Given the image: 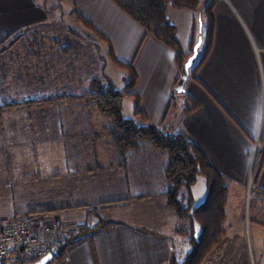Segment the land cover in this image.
I'll return each mask as SVG.
<instances>
[{
  "label": "crops",
  "instance_id": "crops-1",
  "mask_svg": "<svg viewBox=\"0 0 264 264\" xmlns=\"http://www.w3.org/2000/svg\"><path fill=\"white\" fill-rule=\"evenodd\" d=\"M68 2L73 12L105 37L115 58L132 67L136 75L132 93L139 98L149 122L171 133L181 132L222 174L228 191L226 222L232 193L238 192L243 206V194L254 174L256 148L264 140V0H218L212 11L209 54L195 81L189 77L180 94L175 92L180 70L171 49L147 34L111 0ZM50 15L51 10L39 0H0V55L12 51L18 58L9 61V67L21 68L14 80L19 89L0 95V105L36 94L79 96L87 90L90 76L86 73L74 75L68 84L76 85L70 88L62 79L57 81L39 67L31 71L28 66L32 64L28 49L34 47L32 41L21 42ZM168 16L184 52L190 51L194 35L202 41L203 28L196 23L194 12L168 8ZM56 44L63 52L65 47ZM43 48L40 44L33 56L41 58ZM0 68L6 64L0 63ZM172 98L177 102L175 111L171 110ZM186 98L192 99L197 109L182 115ZM73 103L64 100L0 111V222L30 214L41 223L59 222L71 230L87 222L83 209L71 207L141 195L163 199L166 155L145 142L120 150L105 132L108 120L81 101ZM135 164L142 173L138 179L132 170ZM100 178L104 189L97 184ZM197 182L191 187L193 206L205 197L204 192L197 202ZM255 187L264 192V165ZM258 197L264 198V194ZM159 205L151 226L143 220L112 224L69 248L62 260L49 264H171L168 235L157 226L173 227L179 219L164 203ZM160 214L166 216L164 220Z\"/></svg>",
  "mask_w": 264,
  "mask_h": 264
},
{
  "label": "trees",
  "instance_id": "trees-1",
  "mask_svg": "<svg viewBox=\"0 0 264 264\" xmlns=\"http://www.w3.org/2000/svg\"><path fill=\"white\" fill-rule=\"evenodd\" d=\"M127 16L140 25L147 34L171 49L176 58V63L181 71L183 63L192 53V48L198 40L195 35L190 41V51L184 52L177 38V29L171 23L168 16V8L187 9L196 14V23L203 28L202 41L200 45L201 53L193 63L189 72V77H194L205 58L209 54L213 36V16L212 11L218 0H111ZM79 22L83 23L86 29L100 38L107 41L105 37L94 26L83 18L79 13H75ZM195 23V28H196ZM108 44V41H107ZM100 55V54H99ZM110 61L114 66L123 72L129 79L123 86L129 90L127 96L134 98L132 116L123 118L122 98L124 95L115 88L112 80L106 74H100L88 78L87 90L77 96L74 94H61L60 96L34 95L25 97L22 101H6L0 105V111L17 108H38L52 105L60 101H81L85 106L95 109L97 114L108 120L109 137L115 142L120 150H130L136 148L140 142L149 144L152 148L164 153L167 163L164 170L167 190L164 193L166 205L177 218L188 220L190 223L189 251L181 262L171 259V264H201L206 255L214 246L219 244L225 236L223 224L226 219L225 206L227 203V187L222 174L209 162L207 157L200 151L197 145L185 137L181 132L171 133L148 121L147 116L141 109L139 99L132 94L136 82V75L130 65L118 61L112 50L109 51ZM104 66V59L102 58ZM128 81V82H127ZM190 98V97H187ZM186 98V99H187ZM187 104L191 106L186 110V114L197 109V104L192 99H187ZM185 114V115H186ZM259 158V168L252 177L253 198H259L264 192L256 188V179L264 165V140L260 141L257 149L256 161ZM201 176L205 185V197L197 206H193L191 187ZM264 200V198H259ZM258 199V200H259ZM257 201V200H256ZM91 206V205H90ZM98 210L95 205L90 207ZM88 211L87 213H89ZM90 214V213H89ZM98 222L93 225H79L70 231L68 238L58 247L53 261L62 260L67 250L81 241L91 239L100 232L109 219L103 220L97 217Z\"/></svg>",
  "mask_w": 264,
  "mask_h": 264
},
{
  "label": "rangeland",
  "instance_id": "rangeland-1",
  "mask_svg": "<svg viewBox=\"0 0 264 264\" xmlns=\"http://www.w3.org/2000/svg\"><path fill=\"white\" fill-rule=\"evenodd\" d=\"M39 1H41L48 10H51L52 15L49 16L44 24L36 26L38 28L37 31L31 32L29 36L26 35L21 42V45H25L26 43H30L29 41H32L34 47L28 49L30 52V63H32L28 65L30 70L35 71V68L39 67V71H44L47 75L52 76L53 79H57V81L62 79V83L66 84V86H70V88H73L76 85V82L68 84L69 81H73L74 75L81 77V74L85 75L86 73V77H91V75L98 76L99 73L106 74L112 78L117 88L121 87L118 88V90L124 95L122 98L123 118L131 116L135 101L133 97L127 96L129 90H125L123 87L126 80L129 79V76L126 77L125 80L123 72L116 68L113 62L108 59L109 51L111 50L109 43L107 44V41L105 42L103 39L100 40L98 36L92 33L89 29H86L83 23L79 22L78 18L73 14L71 2H68L69 0ZM56 42L65 47L62 49L64 50L63 52H60V46L57 48L53 45L56 44ZM40 44L44 47V50L40 51L41 58L36 55L33 56L32 54L34 50L39 49ZM49 45H52L51 47L53 48H48ZM22 51L24 50L22 49ZM12 54V51H6L0 55V63L4 62L6 64V68H0V95L2 97H5L4 95L9 91L12 92L20 87L19 84L14 82V80L17 79L21 68L16 70L15 67H9L11 64L8 63L13 59L17 60L18 58ZM102 58L104 59V66ZM35 63L36 66L33 67ZM47 65H49L50 68H48ZM68 70L70 72L65 73L68 72ZM189 79L195 81L193 76ZM77 100H71L70 102L77 104V102H80ZM190 106L191 105L186 102L184 104L182 103V115L186 114L185 111H188V107ZM176 109L177 102L172 98L171 110L175 111ZM95 118L98 117L95 116ZM95 123L96 120H94V124ZM109 126L110 124L108 127H105V132L108 135ZM256 154L257 153H255L254 173L259 168V158H257L256 161ZM134 167L135 168H132V170L134 171V176L138 179L142 173L139 170V166H136L135 164ZM97 175L99 176V174ZM102 180L100 178L98 180L100 182L97 184L100 183L99 186L104 189ZM140 183L143 184L144 182ZM253 189V181L250 179L247 189H245V193L243 194V199L245 198V200H243V206L240 205L237 191V193H232V195H230L231 202L227 208V220L224 222L225 224H223L225 236L219 244L212 248L201 264H264V200H254ZM198 190L201 192H198ZM204 192V181L203 178L199 176L195 187V194L198 196L197 202H201ZM199 193L201 194L200 197ZM154 198L156 197L151 195L131 196L120 200L98 201L91 204H82L76 207H71L70 210L83 209V211L86 212L84 218L87 222H84L83 225H95L98 222V217V219L102 218L103 220H110L107 221V224L104 227L119 222L137 224L140 223L141 220H143L144 225L148 226L157 217L159 212L157 210H159L158 208L160 206L159 204L164 203L168 208L164 194L162 195V200H155ZM161 201L163 202L161 203ZM92 205H95L97 210L99 209L96 215L95 211L90 208ZM196 205L197 203L194 206ZM168 210L173 212L170 208H168ZM88 211H90V214L87 213ZM24 215L27 214H17L12 218ZM161 217L162 220H164L163 217L166 216L161 215ZM178 221L179 222L173 227L166 226L163 223L160 226H157L159 231L167 233L168 235L167 238L171 251V258H169L170 263L172 257L177 262H181L190 249L187 241L189 237L183 235L184 233L187 234L189 232L190 223L188 220L179 219ZM35 224H38L35 225L36 228L40 227L39 220H35ZM56 225L59 228L66 230L68 236L70 231L75 228L74 227L71 230L64 227L62 228L59 222L49 223L47 226H53V229H55Z\"/></svg>",
  "mask_w": 264,
  "mask_h": 264
},
{
  "label": "built area",
  "instance_id": "built-area-1",
  "mask_svg": "<svg viewBox=\"0 0 264 264\" xmlns=\"http://www.w3.org/2000/svg\"><path fill=\"white\" fill-rule=\"evenodd\" d=\"M258 147V146H257ZM30 214L0 222V262L24 264L46 254L55 256L58 247L68 238V232L40 222Z\"/></svg>",
  "mask_w": 264,
  "mask_h": 264
},
{
  "label": "water",
  "instance_id": "water-1",
  "mask_svg": "<svg viewBox=\"0 0 264 264\" xmlns=\"http://www.w3.org/2000/svg\"><path fill=\"white\" fill-rule=\"evenodd\" d=\"M200 45H201V38H199L197 40V42L195 43V45L192 48L191 55L187 58V60L182 65V68L180 71V77H179V79L176 83V87H175V92L178 94L184 93V91H185L184 85L189 78L190 69L192 68L193 63L198 56V50H199ZM257 149L258 148H256V150ZM52 260H53V256L51 254H46L45 256L39 258L36 261L28 262V263H24V264H49ZM0 264H1V262H0Z\"/></svg>",
  "mask_w": 264,
  "mask_h": 264
},
{
  "label": "snow or ice",
  "instance_id": "snow-or-ice-1",
  "mask_svg": "<svg viewBox=\"0 0 264 264\" xmlns=\"http://www.w3.org/2000/svg\"><path fill=\"white\" fill-rule=\"evenodd\" d=\"M191 63V62H190Z\"/></svg>",
  "mask_w": 264,
  "mask_h": 264
}]
</instances>
